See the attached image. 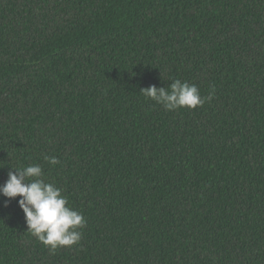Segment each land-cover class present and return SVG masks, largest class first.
Instances as JSON below:
<instances>
[{"label": "trees", "instance_id": "trees-1", "mask_svg": "<svg viewBox=\"0 0 264 264\" xmlns=\"http://www.w3.org/2000/svg\"><path fill=\"white\" fill-rule=\"evenodd\" d=\"M177 79L212 100L141 93ZM33 164L87 226L0 196V264H264V0H0V185Z\"/></svg>", "mask_w": 264, "mask_h": 264}, {"label": "clouds", "instance_id": "clouds-1", "mask_svg": "<svg viewBox=\"0 0 264 264\" xmlns=\"http://www.w3.org/2000/svg\"><path fill=\"white\" fill-rule=\"evenodd\" d=\"M141 93L160 104L165 110L181 108L195 110L206 101H211L213 93L202 97L195 84L175 80L170 88L155 85L141 90ZM50 165L60 161L56 157H44ZM0 196L7 200H18L25 215L27 231L53 254L63 247H73L82 240V230L87 220L82 213L68 206V198L54 183L46 182L40 165L33 164L8 172V179L0 185Z\"/></svg>", "mask_w": 264, "mask_h": 264}]
</instances>
